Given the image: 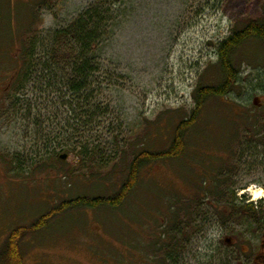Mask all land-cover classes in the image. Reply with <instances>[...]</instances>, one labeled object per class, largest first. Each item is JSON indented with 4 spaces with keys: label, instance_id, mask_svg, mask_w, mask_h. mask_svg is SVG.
I'll use <instances>...</instances> for the list:
<instances>
[{
    "label": "rangeland",
    "instance_id": "rangeland-1",
    "mask_svg": "<svg viewBox=\"0 0 264 264\" xmlns=\"http://www.w3.org/2000/svg\"><path fill=\"white\" fill-rule=\"evenodd\" d=\"M95 9L110 23L91 61L96 106L83 119L62 83L48 88L45 76L33 81L46 87L32 89L15 80L31 42L46 56L66 40L53 42L55 33ZM263 20L264 0H0V264L10 234L51 213L44 229L20 239L23 264H249L264 233L262 218L243 208L264 201L257 40L234 54L240 86L205 103L181 157L144 165L117 205L56 210L116 197L134 157L165 151L194 111V90L217 84L220 42ZM70 51L57 53L73 62ZM16 96L32 100L30 121ZM232 194L244 202L230 209Z\"/></svg>",
    "mask_w": 264,
    "mask_h": 264
},
{
    "label": "trees",
    "instance_id": "trees-1",
    "mask_svg": "<svg viewBox=\"0 0 264 264\" xmlns=\"http://www.w3.org/2000/svg\"><path fill=\"white\" fill-rule=\"evenodd\" d=\"M108 16L109 12L106 10H88L87 13L83 14V16L73 22L66 30L54 34L55 39L53 42L56 40H63L65 38L66 40H63L60 43L58 42L57 44L54 43L53 47L46 53V56L39 57L38 54H35L34 44L31 42L29 47L24 52V65L22 69H19L17 72L18 75L15 80L16 85L24 84L28 86L32 84V89H43L46 87V84H41L40 87L37 88L38 84L34 83L35 80H38L39 82L41 80L40 77H42L43 80H45V78L48 80L49 83L47 84V87L51 83V88L55 87V85L61 86L63 84L67 90V95L69 94V104L73 105V103H75L77 105L76 110H80L82 113V118H88V113L90 112L89 110L96 106L95 104H89L91 96L87 95V93H92L93 91L92 77L95 70L93 69L91 61L95 55L94 53L97 50L99 41L102 39L103 32L110 23ZM250 40H257L264 46V20L263 22L250 24L239 30H234L228 38L220 42L216 49V63L220 72V79L217 84L204 86L200 85L194 90V111L189 118L181 121L178 126H176L170 144L165 151H143L134 157L129 167L128 183L122 186V190L116 197L94 200L77 198L63 203L56 211H66V209L68 210L71 207H86L95 209L105 205H117V202L115 203L116 198L117 200H120V202H123L124 196L128 191H130L132 186L134 189V185L137 182L136 177L138 172L144 165L155 162H165L167 160L172 161L181 157L185 147V134L194 124L197 116L203 110L205 103L209 99L226 98L234 92L236 86H240L241 81L239 79V75L241 66L236 65L234 54L244 43ZM36 41L37 39L34 40L35 43ZM31 44L33 50L30 51ZM60 48H68L71 50L69 53H74L73 62L67 57L62 58L61 56H58L57 51ZM62 64H64L65 67H62ZM43 80H41V82H43ZM56 81L57 83H55ZM262 82L263 81L260 79V90L264 91V83ZM20 98L21 96H16L13 101L15 100V104L22 107L24 106V110H27L25 118L30 121L32 114L30 108L31 106L29 105H31L30 103L32 100L24 99L23 97L20 100ZM34 101L36 102V100ZM86 102H88V104ZM42 110H44V107ZM33 111L39 113V111H36V106L33 107L32 112ZM262 115L264 116V113ZM35 117L36 120L39 119V115H36ZM84 125L86 126V123ZM255 133L259 134L260 128ZM73 150L76 151V146ZM73 150L70 149V151ZM86 150L87 148H84V151ZM237 201H240L241 203L244 202L243 199L242 201L240 199L235 200L232 194V199L229 202L230 205L228 204L227 208L232 209L233 205ZM243 208L249 211L250 214L248 213V215L252 217L254 215L258 216V211L256 210L257 207L251 204L244 207L243 204ZM53 216L55 215L52 213L50 215L46 214L38 219L30 228H20L10 234L5 245V247L8 248V250H6L7 264H23V259L18 245L20 239H22L24 235L31 232H38L44 229L45 226H47L48 220Z\"/></svg>",
    "mask_w": 264,
    "mask_h": 264
},
{
    "label": "flooded vegetation",
    "instance_id": "flooded-vegetation-1",
    "mask_svg": "<svg viewBox=\"0 0 264 264\" xmlns=\"http://www.w3.org/2000/svg\"><path fill=\"white\" fill-rule=\"evenodd\" d=\"M242 201V199H240ZM247 205H250L249 202L246 203ZM262 204V205H261ZM259 209L258 215L260 218H262L257 224L258 228H262L264 232V201L260 202L259 206L256 208V210ZM261 211H263V215L261 214ZM262 216V217H261ZM259 218V219H260ZM249 264H264V233L263 237L261 239V245L258 249L257 253L254 254Z\"/></svg>",
    "mask_w": 264,
    "mask_h": 264
},
{
    "label": "bare ground",
    "instance_id": "bare-ground-1",
    "mask_svg": "<svg viewBox=\"0 0 264 264\" xmlns=\"http://www.w3.org/2000/svg\"><path fill=\"white\" fill-rule=\"evenodd\" d=\"M261 196H262V191H258V192H255L254 194H253V199L254 200H258V199H260L261 198Z\"/></svg>",
    "mask_w": 264,
    "mask_h": 264
},
{
    "label": "water",
    "instance_id": "water-1",
    "mask_svg": "<svg viewBox=\"0 0 264 264\" xmlns=\"http://www.w3.org/2000/svg\"><path fill=\"white\" fill-rule=\"evenodd\" d=\"M61 159H62V160H64V159H65V157L63 156V157H61Z\"/></svg>",
    "mask_w": 264,
    "mask_h": 264
}]
</instances>
